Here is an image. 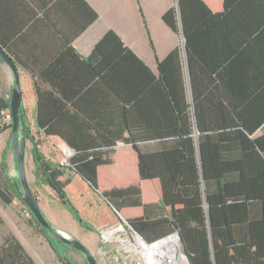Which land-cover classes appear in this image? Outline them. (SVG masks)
Returning a JSON list of instances; mask_svg holds the SVG:
<instances>
[{"label":"trees","instance_id":"trees-1","mask_svg":"<svg viewBox=\"0 0 264 264\" xmlns=\"http://www.w3.org/2000/svg\"><path fill=\"white\" fill-rule=\"evenodd\" d=\"M208 1H178L185 61L176 48L157 61L154 74L110 31L89 57L80 59L109 94L122 100L117 118L77 115L71 93L34 80L38 130L31 133L20 105L21 135L32 145L34 185L53 191L80 226L91 228L68 198L61 168H53L41 152L46 138L71 150L64 170L77 173L145 242L176 233L188 264H264V134L254 136L264 123V107L256 106L252 96L264 83V67L255 70L252 62L256 45L264 43V14L242 28L238 10L248 0ZM162 19L178 32L174 7ZM107 48L132 63L137 84L118 81V60L100 74L93 62L102 60ZM234 71L240 73L237 80ZM92 90L89 86L81 93ZM7 113L9 100L0 97V135L12 128ZM119 144L124 148L117 150ZM4 162L0 201L11 204L15 197L24 204ZM26 211L28 227L47 241L56 260L76 264ZM128 211L133 216L127 217ZM0 264L35 263L7 233L0 241Z\"/></svg>","mask_w":264,"mask_h":264},{"label":"crops","instance_id":"crops-1","mask_svg":"<svg viewBox=\"0 0 264 264\" xmlns=\"http://www.w3.org/2000/svg\"><path fill=\"white\" fill-rule=\"evenodd\" d=\"M178 1L0 0V47L7 49L8 54L12 55L14 63L19 66L16 68V72L20 80L21 101H23V107L27 113V125L32 131L31 133L38 130L35 124L36 96L31 85L34 80L46 84H59L58 86H61L66 94L71 93L72 101H76L77 104L74 110L77 115L87 114L92 117L117 118L118 107L120 108L122 100L109 94L105 83L98 77L93 78L90 69L80 64V59L89 57L99 41L110 31L115 33L121 39L122 44L136 55L152 73L156 74L157 61L163 60L176 48L182 50V42H185L184 36L180 33ZM208 2L214 4L215 0ZM263 3L264 0H248L241 6L238 15L241 16L239 23L242 28L247 27L248 24H255L259 20V15L264 14ZM173 7L178 21L179 30L177 33L169 28L162 19L163 15ZM256 46L257 49H264V43H259ZM257 49L253 51L255 56L252 59L256 66L255 70L257 67H264V50ZM104 52L102 60L97 59L93 62L94 66L99 68L101 75L111 70L115 61L118 60V81L125 86L133 84V81L137 84L136 71L132 68V63L126 61L125 58L113 57L110 48ZM0 63L4 62L0 60ZM0 74L2 77L6 75L4 78L13 79L12 72L7 66L0 67ZM239 75L240 73L236 71L234 75L236 80ZM253 75L255 76L249 73L248 76L252 78L258 76L257 73H253ZM106 77H109L113 83L112 76L106 75ZM133 77L135 78L133 79ZM27 85L35 99L30 105L27 103L24 93ZM80 85H84L81 90ZM22 86L25 87L24 90ZM89 86L94 90L88 94L81 93ZM76 90H80V93L73 94ZM252 96L256 97V106L262 104L264 107V83L254 87ZM112 108L115 114H111L113 113ZM106 110L109 114H103ZM262 134H264V123L254 136ZM57 144H60L63 150L66 149L67 153L70 152L67 146L53 137L44 139L42 145L56 146ZM122 148H124L123 144L116 147L117 150ZM67 173L68 178L62 179L68 181L65 188L66 193L72 175L80 177L74 171L68 170ZM83 182L86 183L84 180ZM86 185L88 184L86 183ZM88 187L90 188L89 185ZM93 193L101 198L95 192ZM69 199L78 210L80 217L89 224L90 230L75 222L69 211L58 202L56 197L54 201L61 209L49 212L50 217L46 215L42 205L38 202L43 216L53 228L65 236L80 241L94 257L95 254L109 256L113 250L118 252L113 248L125 247L126 250L123 252L124 254L128 252L125 258H128L130 263L133 258L132 252H135L131 250V247L135 246L132 239L136 240L137 237L127 224L121 222L123 219L117 218L106 203L113 220L104 221L103 218H98V212L95 211L89 199L83 200V205L91 214L87 215L86 211L83 215L74 200ZM103 201L105 202V200ZM135 213L138 214L137 211ZM133 214L134 212L131 214L128 211L126 216H133ZM91 216L97 218L91 220ZM33 233L27 245L22 238L14 236L35 264H60L47 241L34 231ZM113 258L112 261L119 260L115 258V255ZM95 259L99 264L98 259L96 257Z\"/></svg>","mask_w":264,"mask_h":264},{"label":"rangeland","instance_id":"rangeland-1","mask_svg":"<svg viewBox=\"0 0 264 264\" xmlns=\"http://www.w3.org/2000/svg\"><path fill=\"white\" fill-rule=\"evenodd\" d=\"M5 66L9 67L5 63H0V67H5ZM4 76L6 77V75ZM4 76L2 77L0 74V97H4L7 100H10L12 86L15 83L14 76H13V79L4 78ZM24 89L25 87L23 88V90ZM24 93L27 98L26 100L27 103L29 105L33 104V101L35 99L28 85H27V88L24 90ZM21 106L23 107V101H21ZM9 131L10 130L4 131L0 135V162L5 161L4 163L6 164V167H7V175L11 183L17 185L18 187L17 191L19 193V191H22V188L19 182L20 174H19V168L17 165L18 162L16 160L14 149H13V143H12L11 138L9 137ZM21 131H22V124L19 122V130L17 131L18 139L22 137ZM31 147L32 145L27 141L26 147L24 150V153H25L24 169H25V174L27 177L26 180H27V183L30 189L34 193V196L36 197L38 202H40V205H42L44 212L46 213V215L50 217L49 212H54L55 210H58L59 206L54 201L55 194L53 193V191H51L48 187H42V186L36 187L33 183L34 177L32 175L33 161H32V157L30 153ZM40 150L43 153L44 157L50 162V165L53 168H59V169L61 168L63 172V174L61 175L62 176L61 179H67L68 170H64L66 167L65 168L60 167L61 161L66 156V154H68L67 150L66 149L63 150L60 144H57L56 146L42 145ZM67 194L69 195L68 196L69 198H72V200H74V203H76L80 211H82L81 213H83V215H85V212L87 211L86 207L83 205V200L89 199V201H91V203L93 204L95 211L98 212V218H103L104 221L113 220L111 211L107 208V206L105 205V202L101 198L96 196L90 190L88 185H86V183L83 182V179L81 177L72 175V178L70 180V185L67 187ZM26 210H27L26 206L22 204L15 197H12L11 204H4L0 201V241L4 235L9 233V234H13L17 237L22 238L25 241L24 242L25 245L28 244L30 240V236L33 235L34 233L27 225V222L30 219V217ZM86 213L87 215L91 214L88 211ZM90 218L91 220H95L97 217L91 216ZM132 243H135V246L131 247L132 248L131 250L137 253L132 252L133 258L130 263L128 262L130 260L128 258H125L128 252L124 254L123 251L126 250V248L122 246L113 248V249L118 250L117 253L114 252L113 250L112 252H110L111 255L109 256L108 255L102 256L99 254H95V257L98 259L99 264H145L142 262L143 256L140 253H138L140 243L138 242L137 239L136 240L132 239ZM148 244H151V243H148ZM57 246H60V245L58 244ZM59 250L63 254L70 256L74 263L87 264L86 261L84 260L85 258L83 257V255L72 250L71 248H68L66 246L65 247L60 246ZM112 254L115 255V258L119 260L112 261L114 259ZM179 255L181 257V261H178L176 264H188V260L182 254V251L179 253ZM162 260H163L162 264H171L167 262L164 257L162 258Z\"/></svg>","mask_w":264,"mask_h":264},{"label":"water","instance_id":"water-1","mask_svg":"<svg viewBox=\"0 0 264 264\" xmlns=\"http://www.w3.org/2000/svg\"><path fill=\"white\" fill-rule=\"evenodd\" d=\"M180 33L182 34V31L180 29ZM184 42V41H183ZM182 42V51L184 55V61L186 58L185 55V47ZM0 60L3 61L5 64H7L10 67V70L13 73L14 76V84L12 86L11 90V99L9 100V107H10V112H11V123H12V128H11V140L13 143V149L15 153V157L17 160V165L19 168V174H20V185L22 188V191H19V196L22 202L26 205V208L28 209L29 213L35 218V220L41 225V228L47 231L53 238L56 239V241L61 242L63 245H65L68 248H71L72 250L78 252L79 254L83 255L85 258L84 260L86 261L87 264H98L96 262L95 257L92 255V253L88 250V248L83 245L80 241L77 239H74L72 237L65 236L61 233H59L56 229L53 228L51 223L43 216L42 210L40 208V205L34 196V193L30 189L28 183H27V177L25 174V169H24V163H25V147H26V142L27 140L25 137H21L18 139L17 137V131L19 130V107L21 105V100H22V94H21V89H20V80L16 72V66L13 60L7 55L5 49L0 47ZM187 81H188V76H187ZM189 84V81H188ZM190 96V93H189ZM191 99V97H190ZM69 150V149H68ZM71 151V150H69ZM14 187L16 190H18L17 185L14 184ZM122 223L127 224L125 221L121 220ZM128 225V224H127ZM128 227L131 229L132 232L135 233L136 237L139 238L140 240L144 241L140 236L136 234L135 231L132 230V228L128 225ZM172 236H175L176 239L179 241L182 249V253L184 257L186 258V254L183 250V245L180 240V237L178 234H172L170 236H166L165 238H170ZM164 239V238H163ZM161 239V240H163ZM159 240V241H161ZM157 241V242H159ZM155 242V243H157ZM153 243V244H155Z\"/></svg>","mask_w":264,"mask_h":264},{"label":"bare ground","instance_id":"bare-ground-1","mask_svg":"<svg viewBox=\"0 0 264 264\" xmlns=\"http://www.w3.org/2000/svg\"><path fill=\"white\" fill-rule=\"evenodd\" d=\"M137 240L140 243L138 253L144 256L143 263L145 264H162L163 257L171 264H176L178 261H181L179 253L182 249L175 236L168 239L164 238L155 244H148L139 238Z\"/></svg>","mask_w":264,"mask_h":264},{"label":"built area","instance_id":"built-area-1","mask_svg":"<svg viewBox=\"0 0 264 264\" xmlns=\"http://www.w3.org/2000/svg\"><path fill=\"white\" fill-rule=\"evenodd\" d=\"M5 117H6L7 120H10L11 121V113H7ZM70 157H71V152H69L68 154H66V156L63 158V160L61 161L60 167H62V168L63 167L64 168L67 167L68 164H69ZM143 261H144V256H143Z\"/></svg>","mask_w":264,"mask_h":264}]
</instances>
